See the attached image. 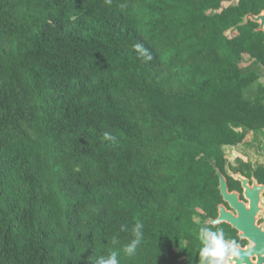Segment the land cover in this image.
Returning a JSON list of instances; mask_svg holds the SVG:
<instances>
[{
    "label": "trees",
    "instance_id": "trees-1",
    "mask_svg": "<svg viewBox=\"0 0 264 264\" xmlns=\"http://www.w3.org/2000/svg\"><path fill=\"white\" fill-rule=\"evenodd\" d=\"M225 1L0 0V264L199 263L211 160L264 127L263 33Z\"/></svg>",
    "mask_w": 264,
    "mask_h": 264
},
{
    "label": "flooded vegetation",
    "instance_id": "flooded-vegetation-1",
    "mask_svg": "<svg viewBox=\"0 0 264 264\" xmlns=\"http://www.w3.org/2000/svg\"><path fill=\"white\" fill-rule=\"evenodd\" d=\"M225 4L243 5L244 16L258 15L264 10V0H227ZM252 23L253 31L263 33L264 43V29L257 30L258 23ZM244 63L258 67L256 82L264 85V66L260 67L255 58L245 59ZM219 151L218 164L215 160L211 162L220 174L215 169L210 174L212 193L207 208L197 209L194 219L199 226L195 235L198 238L202 224L209 226L211 221H219L226 238L240 245L241 257L236 264H264V127L250 130L243 139L224 144ZM220 176L225 180V194L219 188ZM211 226L213 230L217 227Z\"/></svg>",
    "mask_w": 264,
    "mask_h": 264
},
{
    "label": "clouds",
    "instance_id": "clouds-1",
    "mask_svg": "<svg viewBox=\"0 0 264 264\" xmlns=\"http://www.w3.org/2000/svg\"><path fill=\"white\" fill-rule=\"evenodd\" d=\"M111 3V0H106ZM137 51H146L141 45L136 46ZM145 60H150L151 55L143 56ZM105 140H113L110 133L104 134ZM211 225L217 227L213 230ZM143 224L136 223L132 228L133 239L123 246V253L128 257H134L143 239ZM199 264H236L241 257V248L236 240L226 238L225 231L219 226V221H211L209 226L202 224L198 229ZM113 243H118L114 238ZM96 264H120L118 254L113 252L108 256L97 258Z\"/></svg>",
    "mask_w": 264,
    "mask_h": 264
},
{
    "label": "water",
    "instance_id": "water-1",
    "mask_svg": "<svg viewBox=\"0 0 264 264\" xmlns=\"http://www.w3.org/2000/svg\"><path fill=\"white\" fill-rule=\"evenodd\" d=\"M248 20L258 23V27L256 28L257 30H263L264 29V10L258 15H253L250 13L246 14L244 16L243 21L240 24L246 23L248 22ZM212 166L214 167L216 172L220 174L218 167H216L213 162H212ZM219 188L221 189V192L225 194V180L223 179V177L220 178Z\"/></svg>",
    "mask_w": 264,
    "mask_h": 264
},
{
    "label": "rangeland",
    "instance_id": "rangeland-1",
    "mask_svg": "<svg viewBox=\"0 0 264 264\" xmlns=\"http://www.w3.org/2000/svg\"><path fill=\"white\" fill-rule=\"evenodd\" d=\"M243 66H248L245 63L243 64ZM255 84H257V82H255L254 84H252L246 91V97H251L255 91Z\"/></svg>",
    "mask_w": 264,
    "mask_h": 264
}]
</instances>
